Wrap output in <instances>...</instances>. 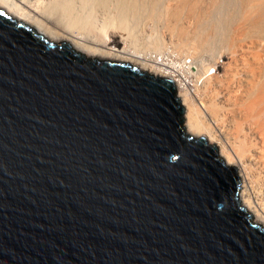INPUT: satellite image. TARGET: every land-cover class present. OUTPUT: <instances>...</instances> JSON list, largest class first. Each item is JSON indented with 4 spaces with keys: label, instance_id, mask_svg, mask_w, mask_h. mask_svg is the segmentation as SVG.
I'll return each mask as SVG.
<instances>
[{
    "label": "water",
    "instance_id": "95a60500",
    "mask_svg": "<svg viewBox=\"0 0 264 264\" xmlns=\"http://www.w3.org/2000/svg\"><path fill=\"white\" fill-rule=\"evenodd\" d=\"M0 264H264V226L172 79L0 7Z\"/></svg>",
    "mask_w": 264,
    "mask_h": 264
},
{
    "label": "bare ground",
    "instance_id": "6f19581e",
    "mask_svg": "<svg viewBox=\"0 0 264 264\" xmlns=\"http://www.w3.org/2000/svg\"><path fill=\"white\" fill-rule=\"evenodd\" d=\"M255 1L254 4L258 0ZM242 2L0 0V7L51 40H69L72 47L87 56L130 61L141 69L172 79L183 97L190 133L216 143L226 166L234 169L230 165H238L245 184L246 208L264 223V36L253 34L247 40L240 36L236 17ZM163 6L167 11L162 10ZM182 8L195 13L198 21L193 39L198 41L201 49L200 53H195L197 55L190 56L189 62L186 60L189 56L177 61H169L161 55L150 56L141 47L140 50L127 47L128 42L123 49L109 45L110 31L117 30L132 36L136 46L139 38L134 33L144 20L159 21L166 14L163 12L181 18ZM146 40L142 45H150L153 51L163 45L161 39ZM221 49H229L232 54V64L223 75L214 71L213 63L197 61L203 53H209L215 59ZM192 73L194 79H190Z\"/></svg>",
    "mask_w": 264,
    "mask_h": 264
},
{
    "label": "rangeland",
    "instance_id": "374dc122",
    "mask_svg": "<svg viewBox=\"0 0 264 264\" xmlns=\"http://www.w3.org/2000/svg\"><path fill=\"white\" fill-rule=\"evenodd\" d=\"M242 1L243 2L241 4L243 6L241 5L240 10L238 11V14H237V17H236V20H237L236 27L240 31V34H241L240 36L244 37L246 40H247L248 36H251L253 34H254V36L258 35V36L263 37L264 36L263 35L264 34V0H262L261 3H259L260 0H258L256 4H254L256 2L255 0H246V1L242 0ZM245 2H247V3L245 4ZM166 8L167 7L163 6L162 10L163 11H167ZM184 9L182 11L180 10L181 13H182V14H180L181 18L175 17L176 20H175V18H173V16L169 15V12L167 14V12H163V11L162 12L166 13V14H164L163 18L160 19L161 21L160 20L159 21H155L153 19L154 22H152L151 18L149 20L146 19V21L144 20V23L142 22L143 26H142V24H140V26L138 27V31L136 33H134V34H136L137 39L139 38L138 39L139 41L136 39L138 41V42H136L137 44L135 43L137 47L132 43L133 42L131 40L132 36H130L126 32L125 33L124 32L121 33V32H119L117 30H111L110 31V33H109L110 34L109 45L112 48H115V49H123L124 46H125V43L128 42L127 43V47H129L131 49H134V48L137 49L138 48L139 50H140V47H141L148 54H150V56H154L155 57L157 55L158 56L161 55L162 57H164V58L166 57L168 60L171 59L173 61H177L180 58L184 59L185 56H189V57L186 58L187 62H189L190 56L197 55L198 53H200L198 51L201 48H200V45L198 47V43H197L198 41L195 38L193 39L195 31H196V24L198 22L196 20V17H195L197 15H194L195 13L192 14L193 13L192 11L188 12L187 10H189V9H186V11ZM182 16L185 17L186 19L185 18L183 19ZM186 16H189V17H186ZM197 19H199V18H197ZM262 30H263V32H262ZM192 34H193V36H192ZM151 38H156L158 40L161 39L160 41H161V43L163 45L161 46V48L158 51H153L154 49L152 50V47H150V45L149 46L147 45L149 48L146 47V45H142L144 42L146 43V41H147L146 39H148L150 41ZM61 40H67V39H61ZM193 40L194 41L196 40V41L194 42ZM58 41H60V40H58ZM67 41H69V40H67ZM229 44L230 43H228V45ZM179 47H180V49H179ZM158 53H160V54H158ZM195 53H197V54H195ZM231 56H232V54H231L229 49H221V51L218 53V55H217V57L215 59H213L209 55V53H203V55L201 57H197V59H198L197 61L202 59L203 62L208 63L209 65H211L213 63L214 71L218 75H223L227 71V69H229L230 64H232L231 63ZM93 57H100V56H93ZM100 58L104 59V60H111V61H117V62H119V61L120 62H126V63H130L132 65H136V66L139 67L138 64H135L133 62L131 63L130 61H123V60L121 61V60H115V59L113 60V59L103 58V57H100ZM171 60H169V61H171ZM141 70L147 71V72H149L151 74H154L153 72H150L147 69H143L142 68ZM154 75L160 76V77H164V76H161L159 74H154ZM190 79H194V73H192V76L190 77ZM194 136H198V135H194ZM209 143H211V142H209ZM211 144H213L214 146L215 145L217 146L216 143H211ZM217 148H218V146H217ZM230 166L234 167V169L239 172L238 165L235 164V165H230ZM247 212L250 213V216L255 221H257L259 224L264 226V223L259 221V220H257L255 218V215L252 212H250L248 209H247Z\"/></svg>",
    "mask_w": 264,
    "mask_h": 264
}]
</instances>
